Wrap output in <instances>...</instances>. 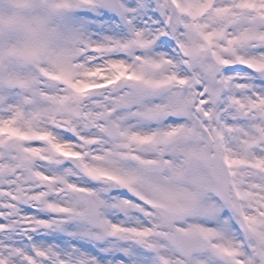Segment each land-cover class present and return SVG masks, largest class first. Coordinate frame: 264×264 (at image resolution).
Segmentation results:
<instances>
[{
    "label": "snow or ice",
    "instance_id": "snow-or-ice-1",
    "mask_svg": "<svg viewBox=\"0 0 264 264\" xmlns=\"http://www.w3.org/2000/svg\"><path fill=\"white\" fill-rule=\"evenodd\" d=\"M16 7L0 264H264V0Z\"/></svg>",
    "mask_w": 264,
    "mask_h": 264
},
{
    "label": "rangeland",
    "instance_id": "rangeland-1",
    "mask_svg": "<svg viewBox=\"0 0 264 264\" xmlns=\"http://www.w3.org/2000/svg\"><path fill=\"white\" fill-rule=\"evenodd\" d=\"M17 0H0V12L17 15L20 10L16 7Z\"/></svg>",
    "mask_w": 264,
    "mask_h": 264
}]
</instances>
